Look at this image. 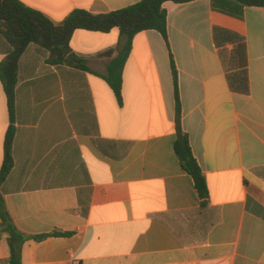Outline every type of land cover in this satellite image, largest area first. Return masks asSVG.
<instances>
[{
    "label": "crops",
    "instance_id": "1",
    "mask_svg": "<svg viewBox=\"0 0 264 264\" xmlns=\"http://www.w3.org/2000/svg\"><path fill=\"white\" fill-rule=\"evenodd\" d=\"M54 22L76 9L106 14L141 0H19ZM168 39L137 34L122 74V103L107 65L118 28L79 29L71 49L91 72L48 63L30 44L10 118L0 79V171L15 127L14 167L0 186L19 231L43 235L23 264H264V8L232 0L164 3ZM12 45L0 31V63ZM181 126L209 198L180 165ZM0 218V264L10 247Z\"/></svg>",
    "mask_w": 264,
    "mask_h": 264
},
{
    "label": "trees",
    "instance_id": "2",
    "mask_svg": "<svg viewBox=\"0 0 264 264\" xmlns=\"http://www.w3.org/2000/svg\"><path fill=\"white\" fill-rule=\"evenodd\" d=\"M177 4L194 0H141L136 4L106 14L95 15L76 9L62 22H54L43 13L32 9L19 0H0V31L10 40L11 52L0 63V79L7 96L10 118L13 121L16 108V86L20 59L30 44H37L49 52L48 63L68 65L91 72L87 61L70 47V40L76 30L108 33L118 28L124 38V45L107 65V82L120 104L122 103V74L128 60L135 36L143 31L156 30L168 39L167 11L164 3ZM241 7H262L264 0H232ZM176 98L177 140L175 152L184 171L194 179L196 190L205 205L209 198L206 176L194 157L189 135L181 126V105L178 89V72L172 60ZM15 127L7 131L4 144V160L0 171V186L14 167L13 143ZM0 218L4 232L8 235L10 257L7 264H23L22 248L29 240L41 241L50 236H69L72 233L54 231L43 235H26L19 231L6 210L0 195Z\"/></svg>",
    "mask_w": 264,
    "mask_h": 264
},
{
    "label": "built area",
    "instance_id": "3",
    "mask_svg": "<svg viewBox=\"0 0 264 264\" xmlns=\"http://www.w3.org/2000/svg\"><path fill=\"white\" fill-rule=\"evenodd\" d=\"M75 264H79V262H76Z\"/></svg>",
    "mask_w": 264,
    "mask_h": 264
}]
</instances>
